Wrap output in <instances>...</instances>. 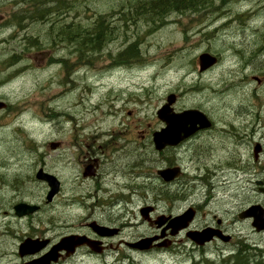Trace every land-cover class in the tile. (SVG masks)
I'll return each instance as SVG.
<instances>
[{"label": "rangeland", "instance_id": "rangeland-1", "mask_svg": "<svg viewBox=\"0 0 264 264\" xmlns=\"http://www.w3.org/2000/svg\"><path fill=\"white\" fill-rule=\"evenodd\" d=\"M12 1L0 0V99L7 102L0 115V264L20 263L17 247L25 237L84 231L81 223L90 216L128 223L121 237L142 234L147 225L140 224L138 209L154 204L157 212L172 214L199 205L194 225L216 214L232 237L228 244L205 245V251L186 242L174 251L86 256L83 264H214L241 248L248 264H264V230L256 232L250 219H236L250 204L264 207L259 190L264 187V0H208L198 10L172 11L161 22L135 12L147 0H76L59 22L84 27L103 19L110 27L89 65L70 52L68 39H48L46 22L8 26L11 14L21 10ZM32 34L40 36V44H27L24 37ZM130 43H136L139 56L120 59ZM203 51L217 57L205 73L197 67ZM14 54L18 60L10 65L7 59ZM171 92L178 95L176 110L199 108L214 127L183 144L178 157L168 154L185 172L178 191L166 190L171 192L166 202L160 199L166 193L151 143L145 150L151 178L130 196L116 188L125 171L136 175L134 160L141 151L133 148L137 141L126 140L142 129L151 135L160 128L156 110ZM106 141L116 150L102 174L114 182L97 198L111 204L101 206L90 198L97 182L83 178L78 164L89 148L100 150ZM55 142H60L57 151L49 147ZM255 143L262 147L256 159ZM39 167L63 183L52 203L45 201L47 185L35 179ZM16 174L19 182L12 180ZM18 201L37 202L42 209L21 220L6 216Z\"/></svg>", "mask_w": 264, "mask_h": 264}, {"label": "flooded vegetation", "instance_id": "flooded-vegetation-1", "mask_svg": "<svg viewBox=\"0 0 264 264\" xmlns=\"http://www.w3.org/2000/svg\"><path fill=\"white\" fill-rule=\"evenodd\" d=\"M205 72L206 71H204L203 73H205ZM177 97H178V95L175 94V102L177 100ZM0 100H2V99H0ZM175 102H174V104H175ZM174 104H173V110L176 112H179L180 110H176L174 107ZM6 109H7V102H6L5 107L0 110V115H2ZM164 126H165V123L161 122L160 128L164 127ZM213 127H214V123L211 121L210 126H208L206 128L198 129L193 134H191V136L185 138L184 140H181L177 145L165 146L161 151L155 153L159 159V161L157 162L158 164H156L157 169L173 167V166H178L180 168V175L178 177L174 178L173 180L163 181L160 179L161 180L160 186L162 189H164V192H166V190L178 191L182 187V182H181L182 177L181 176L185 172L184 167L179 165L178 163H176L173 160L171 161V159H173V158L170 159L168 157V154L173 153L175 157L176 156L178 157L180 148L183 146V144L187 143L191 138H193L195 135H197L200 131H210L211 129H213ZM126 141L127 142L137 141V143H136L137 145L133 148H136L138 151H141V152L139 153L138 159L134 160L133 167L137 168L138 171H132L133 173L136 174V175L133 174V177H131L127 173V171H125V175L122 176V178H124V181L122 182V185H120L116 189L127 190L131 196V194L135 191L136 186L142 185L143 187H146V185H145L146 180L148 178H151V175H150V171H151L150 159L147 158V156L150 153L145 152V150H149V146L151 145V135L146 129H142L140 136H138L137 138L131 137V138L127 139ZM108 143H109V141H106L105 142L106 145L101 146L100 150H97V151H94L93 149L89 148V150L87 151V154L84 156L83 159H80V162L78 164L79 166H81V168H83V171H85L86 168L89 167L91 173L87 176H84L82 174V177L85 179L94 180V182H97L96 187L94 189L95 194L91 193L90 198L93 199V202L97 201L98 205H101V206H103V205L109 206L111 204V201H110V203H108V202L99 203L97 198L103 197V193H105L107 191L105 188H107L109 183L114 182L113 178L108 180L105 178V176H107V174H105V175L102 174L103 172L107 171L109 167H111V163L108 162V158H109V155L111 157V154L116 150V148H113V147L109 148ZM58 146L53 151H57ZM259 146H260V152H261L262 147H261V145H259ZM48 173H51V172H48ZM51 174H53V173H51ZM12 180L14 182H19V177L17 176V174L13 177ZM12 180L9 177V179L7 181V183L9 182L8 184L10 186H11ZM135 181H136V183H134ZM59 182H60L59 192H61L62 187H63V183L60 179H59ZM132 183H134V184H132ZM148 183H151V182L149 181ZM116 184H118V183L116 182ZM173 187H174V189H173ZM260 188L261 187H259V190H260ZM110 198H113V195L110 196ZM130 199L131 198H129L128 200H130ZM160 199L162 201H165V202L168 200V198L165 194H162ZM114 200H118V199H114ZM18 202H22V201H18ZM52 202H53V199L48 203H52ZM127 202H125V205L128 204ZM16 203L17 202H15L11 205V207H10L11 211H9V212L4 211V214L6 216L8 214L11 217H14L16 215L15 211H14V205ZM27 203L37 204V202H27ZM150 206H151V210L149 211L148 216L146 218L143 217L142 219H140V221H141L140 224H146L147 225V228H145L146 229L145 232H143L142 234L136 235L137 234L136 233L135 235L131 234V235H127L126 237H121V235L123 234V231H124V226L128 225V223H125L124 221H118L115 218H113L111 220H100V219H97V217H95V216H90V217H86L84 219L83 223H81L83 228H84V231H64V232L60 233L59 235H55L53 237H46L47 239H49V242H48L47 247H46L47 249H49V247L51 245L55 244L61 237L65 236V235H70V234L85 235V236L93 239L95 242L91 241V243H93V245H95V247L100 249L99 252H95L90 246H88L87 244H83V245L77 246L74 249V251L68 255H66L64 251L60 252L58 255L57 261L52 262L51 264H83L84 262H83L82 258L83 257L85 258L86 256L103 257L107 254L125 256V255H128V253L130 251L134 250V248L131 246V244L135 243V242H137L143 238H153L154 237L149 243V251H151V252L178 250L180 248H183V245L185 246L186 242H188L190 244V248L193 250H199L201 248L202 251H205V247H204L205 245H208L211 243L223 242L220 238L213 237L211 240L204 242L203 244H198V243H195L194 241L192 242L191 240L188 239V237L185 234L186 230L178 231L176 234L172 235L171 234V228L167 226L170 218H167L163 222V224H161L160 226H158L157 222L160 219V217H163V216L173 217V216L180 214L182 211L179 213H175V214H172L169 211L166 212L165 210L157 212L155 204L150 205ZM188 206H192L195 210L194 220L190 224V228L193 231H200V230H203L206 228H213V229L219 230L223 234H228L227 233L228 224H226L225 220L222 217H218L216 214H212V217L209 218L210 219L209 221H206L204 223L199 222L196 225H194V222L197 219V216L199 215V207L200 206L196 205V204H190ZM41 209L42 208L39 205L38 211ZM38 211L36 213H38ZM241 211H239L237 213L236 219L237 218L240 219V217L238 215H239V213H241ZM36 213H34V214H36ZM34 214H31V215H34ZM31 215H29V216H31ZM15 217H17V216H15ZM26 217H28V216H26ZM17 218L21 220L24 217H21V218L17 217ZM245 219H249V218H245ZM93 222H96L97 224H100V225H105V226L115 228L116 232L114 235L109 236V237L99 236L91 228L92 227L91 224ZM137 229H138V227L135 228L136 232H137ZM228 235L230 236V239H231L232 235L231 234H228ZM183 236H185V237L183 238ZM32 237H33V235H32ZM34 237L45 238L44 235H41V236L35 235ZM114 238H116L115 243H113V241H111ZM97 241H99V242H97ZM223 243L228 244L229 240L227 242H223ZM44 251L45 250H43L42 252H44ZM17 255H18V258L20 259L19 264H23V261L21 260L23 257H21L18 254V252H17ZM77 256L81 257L80 261H79V259H77ZM121 259L122 258H120V260Z\"/></svg>", "mask_w": 264, "mask_h": 264}, {"label": "water", "instance_id": "water-1", "mask_svg": "<svg viewBox=\"0 0 264 264\" xmlns=\"http://www.w3.org/2000/svg\"><path fill=\"white\" fill-rule=\"evenodd\" d=\"M216 62V56L209 52H201L197 56L198 71L202 72L216 64ZM174 101L175 95L170 93L166 96L165 102L156 110L157 118L165 123L164 127L160 128L159 130H155L152 133L153 146L157 151L162 150L165 146H175L181 140L187 138L198 129L208 127L211 124L207 116L196 108H189L180 112H174L172 108ZM4 106L5 103L0 101V109H2ZM57 145L58 142L50 143V148L54 149ZM259 151V144H255L253 148L254 158L257 157ZM90 173L91 172L88 167L83 174L89 175ZM179 173V167L164 168L157 171V175L164 181H170L174 179L179 175ZM35 178L44 181L48 186L45 199L46 202H50L59 191V180L53 174L44 171L42 167L37 169ZM261 190L264 192V188H261ZM38 209V205L25 202H19L14 205V211L18 217L30 215L36 212ZM150 210L151 206H143L139 212L142 217L146 218ZM238 216L240 218L250 217L252 220L251 226L256 231L264 229V208H262L260 205H250L241 213H239ZM168 217L169 216L160 217L157 222L158 226L163 224V222ZM193 217L194 210L192 207H188L181 214L171 217L167 224V226L171 228V234L174 235L179 230L187 228ZM91 226L92 230L99 236H111L116 232L115 228L100 225L96 222H93ZM186 236L198 244H203L204 242L211 240L213 236H217L225 242L230 239L229 235H224L219 230L213 228H206L200 231L189 230L186 232ZM153 238H143L135 243H132L131 246L138 250H147L149 249V243ZM91 241L95 242L93 239L85 235H65L61 237L55 244L51 245L49 249H47L41 255L24 262V264H51L52 262L57 261L60 252L64 251L65 254L68 255L73 252L77 246L83 244H87L95 252H99L100 249L95 247ZM48 242L49 239L47 238L26 237L18 244L17 252L21 257L31 256L44 250L47 247Z\"/></svg>", "mask_w": 264, "mask_h": 264}, {"label": "trees", "instance_id": "trees-1", "mask_svg": "<svg viewBox=\"0 0 264 264\" xmlns=\"http://www.w3.org/2000/svg\"><path fill=\"white\" fill-rule=\"evenodd\" d=\"M76 0H13L12 3L15 6L20 7V11L17 10L11 14V18L8 21L9 25H21L22 22H26V26L34 22H46L49 24V28L46 31V37L52 40L55 37H59V40L68 39L71 43V53H75L81 64H92L93 54L99 50L106 41L105 38L110 34V27L103 19H97L92 21L86 26L82 27L80 22L70 23L59 22V18L63 19L66 12L75 8L74 3ZM208 0H147L141 5H136L134 10H139V14H146L143 17L148 21L161 22L163 17L172 12H183L186 10H198L204 6ZM139 7V9H136ZM136 14V13H135ZM10 22V23H9ZM156 23V22H155ZM75 26H81L80 29H71ZM69 29V30H67ZM27 40V44L30 41L32 46L38 45L40 36L38 34L27 35L24 37ZM23 47H26L24 45ZM139 56L136 43H130L124 51H120V59H129ZM18 60L17 54L11 55L7 59L8 64H14ZM61 63H65V59L58 60ZM6 62V61H5ZM166 196L169 197L170 191H166ZM245 248L238 249V252L231 254L225 258L220 259L218 263L214 264H248L246 261Z\"/></svg>", "mask_w": 264, "mask_h": 264}, {"label": "bare ground", "instance_id": "bare-ground-1", "mask_svg": "<svg viewBox=\"0 0 264 264\" xmlns=\"http://www.w3.org/2000/svg\"><path fill=\"white\" fill-rule=\"evenodd\" d=\"M220 175H221V173H218V174H217V176H220ZM222 179H224V178H221L220 180H222Z\"/></svg>", "mask_w": 264, "mask_h": 264}]
</instances>
